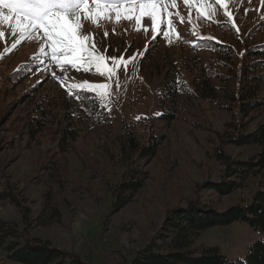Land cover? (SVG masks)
I'll return each instance as SVG.
<instances>
[{"label": "rangeland", "instance_id": "obj_1", "mask_svg": "<svg viewBox=\"0 0 264 264\" xmlns=\"http://www.w3.org/2000/svg\"><path fill=\"white\" fill-rule=\"evenodd\" d=\"M205 2L210 5L211 16L208 17L197 13L195 5L200 0H193L191 9L184 0H176L177 8L168 11L173 13L180 38L173 36L171 40L156 36L147 17L142 26L124 19L117 23L113 12L109 18L94 24L82 13V34L90 37L89 43L94 40L99 52L109 58L123 55L125 59L137 54L127 71L121 68L111 81L94 74V69L84 73L66 65L65 70H61L52 60L47 73L34 70L23 80H16L14 73L26 69L23 65L42 54L41 48L46 42L39 37L21 40L7 25H0L3 33L0 36V117L13 102L23 100L19 110L12 109L9 122L5 118L1 123L0 135L16 142L11 147L9 143L2 144L0 157L4 160V172L9 181L27 199L33 220L41 214L44 195L50 188L47 177L40 176L44 172L37 175L38 160L43 157L44 150L55 152L60 138L53 130L47 131L37 143L29 141L30 134L23 132L25 127L21 129L17 116L23 113L32 118L35 103L45 97L49 105H53L49 111L51 121L55 123L53 128L57 124L61 127L56 107V100L60 98L57 80L65 89L72 90L74 84L84 81L112 85L105 107L107 111L110 108L112 126L100 130L86 127L87 130L80 132L81 138L71 153V172L66 187L63 195L56 197L62 220L44 228L35 225L31 230L33 237L50 241L54 247L77 254L91 264H128L162 226L166 210L199 198L197 193L204 185L220 180L223 167L214 156L217 147L223 146L229 156L239 161L258 156L259 147L223 145L217 133L228 129L229 124L238 127L242 124L246 130L255 131L264 123V108L241 120L225 101H199L178 93L171 102L163 96L165 84L175 83L178 75L185 72V65L180 63L188 54L187 49L197 42L199 31L211 30L222 37L229 33L228 28L220 25L229 21L224 15L225 9L217 0ZM224 3L233 19L243 21L242 29L254 27L257 40L264 41V0H224ZM90 6L94 8L91 0ZM180 16L184 17L183 23ZM167 19V13H163L164 24ZM193 28L198 35L193 34ZM199 56L205 60L204 65L209 63L210 53L201 51ZM167 73H170L168 80L165 79ZM169 105H174L176 110L173 120L166 123L156 119ZM12 121L15 124L11 126ZM124 121L134 125L137 135L134 147H130L122 136ZM16 128L19 129L15 131ZM75 129L79 132L84 126ZM152 142L156 144L157 154L149 158L144 152ZM130 177L140 179L143 186L124 208L116 209V194L124 190L119 185ZM245 184V189L230 197L218 199L214 191H202L200 198L214 200L220 209H224L232 203L249 202L264 186V181L250 177ZM0 217L16 223L21 230L25 228L22 212L8 202H0ZM262 240L263 231L254 230L244 222H235L203 231L195 246L216 247L229 260L238 261L244 260L249 249Z\"/></svg>", "mask_w": 264, "mask_h": 264}, {"label": "trees", "instance_id": "obj_2", "mask_svg": "<svg viewBox=\"0 0 264 264\" xmlns=\"http://www.w3.org/2000/svg\"><path fill=\"white\" fill-rule=\"evenodd\" d=\"M233 22L238 32L232 27ZM220 25L229 29V33L225 34L227 36H217L211 30L199 31L197 42L187 49L188 54L180 63L185 65V72L178 75L174 85L169 82L165 84L163 96L171 102L178 93L199 101H225V104L231 105L229 108L233 114L242 120L264 108V41L257 40L258 34L254 27L242 29L243 21L237 18ZM182 48L186 47L182 45ZM47 51L48 49L45 50ZM201 51L211 54L207 65H204L205 60L199 56ZM46 57L48 56L40 54L30 60L23 65L27 68L17 70L13 77L21 81L34 70L37 73H47L52 62L49 57L45 59ZM169 74L165 75L166 80L169 79ZM57 84L60 98L56 100V107L60 113L58 120L62 122L61 127L57 124L53 128L55 123L51 121L49 113L53 105H49L45 97L35 103L32 118L23 113L17 116L21 129L25 127L23 132L30 134L29 141L37 143L47 131L53 130L56 137L60 138L56 151L44 150L43 157L38 160L37 175L44 172L40 176L47 177L50 188L44 195L42 212L36 220L31 218L27 199L20 195L16 185L5 174V163L0 157V202L16 206L23 214L25 226L21 230L16 223L0 217V264H91L77 254L60 250L50 241L31 235L35 225L44 228L62 220L56 197L63 195L66 187L71 172V153L81 138L80 132L87 130L86 127L100 130L104 126H112L107 109L97 106L100 102L94 95L65 89L60 80H57ZM22 102L23 100L18 99L12 103L10 109L0 117V126L5 118L9 122L13 115L12 109L15 108V112L19 110ZM175 112L174 105H169L156 119L169 123ZM14 124L15 121H12L11 126ZM81 125L84 130L78 129L80 131L77 132L75 128ZM241 125L238 127L229 124L228 129L218 132L220 142L237 147L256 146L260 148V152L252 159L239 161L229 156L223 146L217 147L214 156L223 167L221 178L215 183L204 185L202 191H214L218 199L230 197L236 191L245 189V183L250 177H259L264 181V123L252 132ZM133 128L134 125L123 122L122 136L130 147H134L137 142ZM13 140H7L0 135V150L2 144L9 143L10 147L13 146L16 142ZM152 143L144 152L149 158L157 154L156 144ZM138 174H141L140 171ZM133 177L119 185L124 190L116 194V209L124 208L142 188L143 182ZM201 192L197 193L199 198L190 199L166 210L162 226L154 233L148 245L137 252L128 264H264V240L252 246L244 260L238 261L229 260L216 247L195 246L203 231L235 222L247 223L254 230L264 232V186L253 194L249 202L232 203L224 209H220L218 202L215 203L214 200L200 198Z\"/></svg>", "mask_w": 264, "mask_h": 264}, {"label": "snow or ice", "instance_id": "obj_3", "mask_svg": "<svg viewBox=\"0 0 264 264\" xmlns=\"http://www.w3.org/2000/svg\"><path fill=\"white\" fill-rule=\"evenodd\" d=\"M184 3L189 9L193 7V0H184ZM217 3L225 9V17L233 21V15L227 10L228 6L224 0H217ZM91 4L94 8L90 6V0H0V25H7L13 30V35L19 34L21 40L37 37L44 40L46 43L45 47L41 48V53L48 56L61 70H65L66 65L84 73H90L94 69V74L109 81L121 68L127 71L129 65L136 60L137 54L134 53L125 59L123 55L120 57L113 55L109 58L99 52L94 40L89 43L90 37L82 34V13L94 24L100 19L109 18L113 12L117 23L124 19L135 21L138 26H142V21L147 17L156 36H162L166 40H171L173 36L180 38L172 19L173 13L168 11L169 8H177L176 0H170V3L168 0H91ZM195 7L202 17L211 16L210 5L205 0H200ZM163 13H167L168 16L166 24L162 20ZM179 19L181 23L184 22L183 16ZM162 25L165 29L163 31ZM232 27L238 32L234 22ZM144 30L147 31V27ZM193 34L198 35L195 28ZM0 36H3L2 32ZM45 48L48 49L47 52ZM51 75L54 77L55 73ZM72 87L77 92L83 91L94 95L100 102L97 106L104 108L109 102L112 85L84 81Z\"/></svg>", "mask_w": 264, "mask_h": 264}]
</instances>
